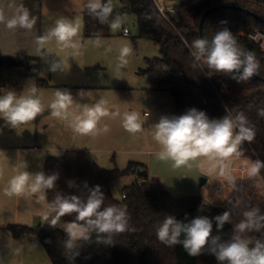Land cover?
<instances>
[{"label": "rangeland", "instance_id": "1", "mask_svg": "<svg viewBox=\"0 0 264 264\" xmlns=\"http://www.w3.org/2000/svg\"><path fill=\"white\" fill-rule=\"evenodd\" d=\"M187 1L189 0H167V5L175 7ZM112 2L115 5L113 15L119 13L123 19L121 28L110 32L105 24L102 29L97 30V37L85 41L80 34L79 55L73 56L72 49L60 51L59 46L52 41L45 46V55L36 64L37 77L28 75V71L22 69H0V95L10 90L15 91L17 96L28 95L30 87L35 86L37 96L44 105L43 113L18 128H12L7 121L0 119V146L12 145L14 148H21L8 153L6 157L0 156V162L8 167L6 184L13 175L25 170L33 174H46L45 163L49 157L61 158L67 151L75 150L85 153L89 161L103 170L113 172L119 169L125 173L110 183L112 194L119 201H123L125 188L139 183L140 174H145V171L151 178L161 181L162 188L177 199L201 197L205 203L221 206L229 211L228 199L234 198L240 207L234 186L227 179V175L220 173L221 159L201 156L189 161L186 166L175 168L171 160L158 158L161 146L154 139L155 124L162 117H174L176 105L168 86L159 89L142 72L147 70L149 59L161 57L162 54L155 42L139 37L137 17L131 13L124 14L121 0ZM56 16L61 19L67 14L59 12ZM56 20H48L43 28L47 30L54 26ZM79 20L82 30L83 19ZM125 30L130 33L129 36L124 35ZM97 39L101 42L99 47L95 44ZM125 45L132 48V54L127 57L128 63L118 68L119 50ZM54 57L66 61L64 71L53 73L49 70ZM57 89H66L73 95L71 111L74 115L80 114L85 104L91 106L101 98L108 102L106 106L110 112L118 111L119 115H109L101 119L95 134L79 135L73 131L70 120L54 118L50 114L48 105L54 99ZM81 91L85 92L82 99L79 96ZM133 111L139 114L142 123V130L135 135L128 133L123 127L124 113ZM105 127L108 129L106 132L103 130ZM6 133L8 138H3ZM241 146L242 144L239 146L240 152ZM234 160L233 178L244 187L245 199L254 207L260 208L264 214V181L261 176L258 173L241 177L236 170V167L242 165L250 170L254 159L242 156L241 153ZM202 178L207 179L203 185ZM216 184L227 185V197H214L212 188ZM250 188H258L260 196L252 199ZM47 201L51 202L48 196ZM24 209L33 211L31 225L26 226L33 232L15 237L8 226L5 229L0 226V264H52L37 236V232L46 222L42 220L45 211L42 205L36 202L34 196H21L18 199L17 196H6L0 200V214H4L5 221L14 215H20ZM244 211L246 210L240 216L229 211L233 231L234 226L243 219ZM66 223L68 221L61 218L57 227L63 230L62 226ZM260 232L252 231L245 235L257 239Z\"/></svg>", "mask_w": 264, "mask_h": 264}, {"label": "trees", "instance_id": "2", "mask_svg": "<svg viewBox=\"0 0 264 264\" xmlns=\"http://www.w3.org/2000/svg\"><path fill=\"white\" fill-rule=\"evenodd\" d=\"M121 3L125 13L137 17L139 37L155 42L160 48L162 56L149 59L148 68L142 74L159 89L168 86L176 105L174 117L192 108L204 111L209 119H221L228 113L235 117L243 112L255 131V137L251 143H242V156L264 162V116L259 115L264 109V52L247 36L255 29L264 31V10L254 7L247 0H189L164 13L154 0H121ZM221 5L228 7L207 16L203 25L204 37L211 41L222 28L230 29L238 44L246 51H253L260 61L256 74L259 78L252 77L238 83V77L233 79L232 73L215 72L202 61L193 67L191 45L194 39L201 38V18L211 8ZM245 9L251 13L245 12ZM221 21H227V24ZM85 23L89 36L98 35L97 30L105 25L90 16L87 10ZM22 66L13 59L0 57V69ZM37 70L38 66L29 68L28 72L37 77ZM45 172L46 175L58 174L59 177L55 187L47 192L49 201L59 194L87 199L89 189L99 185L104 193L102 207L115 205L125 209L129 225L126 231L112 235L111 245L97 242L95 233L89 241H78L75 251L80 254L72 259L73 254L67 252L64 246L67 234L57 226L51 227L50 217L37 236L52 264H218L215 256L207 250L193 257L185 252L182 244L169 246L161 242L156 231L167 215L186 223L198 216L209 217L213 222L212 235L219 236L220 242L229 241L234 234L230 222L225 223L222 230L216 229L214 218L224 213V208L209 205L201 197L177 199L165 191L158 180H148L146 172L140 174L139 180H144L143 183L125 188L123 201L115 199L110 183L125 173L119 169L113 172L101 169L82 151H67L61 158L49 157ZM259 175L264 181V166ZM62 219L73 221L75 214ZM9 230L15 237L33 232L22 225H10ZM180 239H184L183 234Z\"/></svg>", "mask_w": 264, "mask_h": 264}, {"label": "clouds", "instance_id": "3", "mask_svg": "<svg viewBox=\"0 0 264 264\" xmlns=\"http://www.w3.org/2000/svg\"><path fill=\"white\" fill-rule=\"evenodd\" d=\"M87 12L101 24H106L110 32H116L123 24L119 13L113 15L115 5L112 0H88ZM0 23L9 30L24 29L31 31L37 23V17L32 16L29 9L19 7L16 13L6 19L0 11ZM227 24V21H221ZM82 24L79 19L71 21L65 18L57 19L54 26L48 28L35 40L38 51L52 41L59 46L60 51L72 49V55H79L81 42L78 39ZM101 46L99 39L95 41ZM191 55L194 57L193 67L201 61L208 69L215 72L232 73L233 79L248 80L258 74L260 61L251 50H244L237 42L232 31L227 27L218 31L209 41L207 38H197L192 41ZM111 49H108L110 51ZM132 54V48L125 45L119 50L118 68L128 63L127 57ZM59 58V57H58ZM66 61L54 57L50 63V71H64ZM28 95L17 96L15 91L0 95V119L7 121L12 128H18L35 120L44 111V105L37 96V88L30 87ZM85 92L79 93L80 98ZM74 102L73 95L66 89H57L54 99L48 105L54 118L70 120L73 131L79 135H92L97 132L101 119L109 115H119L118 111L110 112L107 101L99 99L95 104H85L78 115L71 111ZM259 115L264 116V109ZM125 131L135 135L142 130L139 114L126 112L123 115ZM108 131L107 127L103 129ZM255 137L253 127L249 126L243 112L233 117L230 113L221 119H209L204 111L192 108L178 117H162L155 124L154 139L161 146L158 158L171 160L173 167L180 168L188 165L189 161L198 157H216L227 160L241 155L239 146L247 141L251 143ZM264 162L255 161L249 170V175L259 173ZM58 174L46 175L44 172L30 173L25 170L13 175L4 188L8 197H31L45 209L42 220L51 217L50 225L55 228L60 219L66 215L75 214V220L63 225L67 234L65 249L72 253L75 259L80 253L75 251L78 241H89L92 233L96 234L97 242L111 245V237L122 233L128 228V213L121 207L104 204V193L96 185L89 189L87 199L77 195L59 194L51 202L47 201L46 192L55 187ZM85 187L87 184L85 183ZM243 219L234 226V234L229 241L220 242L219 236H213V222L207 216H198L190 222L177 220L173 215H167L157 228V238L171 246L182 244L188 255L197 257L207 250L214 255L218 264H264V240L249 238L248 232L264 230V214L260 209L251 208L243 212ZM217 231L222 230L225 223L230 221V212L225 211L215 218ZM183 234L184 239L180 237ZM51 243V241H47Z\"/></svg>", "mask_w": 264, "mask_h": 264}, {"label": "crops", "instance_id": "4", "mask_svg": "<svg viewBox=\"0 0 264 264\" xmlns=\"http://www.w3.org/2000/svg\"><path fill=\"white\" fill-rule=\"evenodd\" d=\"M87 2L88 0H0V11H3L6 19L11 18L19 7H26L29 9L32 16L37 17V23L31 31L19 28L9 30L5 27V24L0 23V57H7L23 64L22 67L14 69L28 71L29 68L33 69L38 66L36 64L38 60L45 55V50L38 51L35 40L46 30L43 28L44 23L46 24L48 20L59 19V17H55L59 12L67 14L64 18L68 19L71 17V21L74 18L83 19V29L80 30V34L82 35L79 34L83 41L88 38L97 37L99 33L95 36H89L86 33L85 12L87 10ZM171 8H173V6H171ZM28 75H30L29 72ZM4 135L3 138H8L7 133ZM20 149V147L14 148L12 145L0 146V156L6 157L8 153L15 150L19 151ZM7 169V165L0 162V200L6 198L3 190L7 186ZM146 174L148 180H153L148 172H146ZM141 181L143 182L144 180ZM3 215L4 214H0V226L3 229H5V226L9 227L10 225L16 224H22L23 226L31 225L33 219V211L31 209H24L23 213L18 216L14 215V217H10L8 221L4 220Z\"/></svg>", "mask_w": 264, "mask_h": 264}, {"label": "built area", "instance_id": "5", "mask_svg": "<svg viewBox=\"0 0 264 264\" xmlns=\"http://www.w3.org/2000/svg\"><path fill=\"white\" fill-rule=\"evenodd\" d=\"M247 1L249 2V4L253 5L254 7H259L262 10H264V0H247ZM154 2L156 3L159 10L163 13H164V11L171 9V6L167 5V0H154ZM241 33L243 35H245V33L243 31H241ZM129 34L130 33L127 30H125L124 35L129 36ZM247 36L251 40H253L261 48V50L264 52V31L263 30L255 29L251 34H249ZM255 156L257 157V154H255ZM234 157L235 156H233L227 160H221L220 161V173L227 175V179H229L231 185L234 186L236 198L241 203V205L239 207L237 205V200H235L234 198H230V199H228V202H227V208L229 211L233 212L236 216H240V214L242 213L243 210H245V209L250 210L251 208H257V207H254L250 201L245 199V197L243 195V188L244 187L239 182H237L232 176V172L235 169ZM236 170L241 177H246L249 175V169L247 166H244V165L238 166V167H236ZM143 182L139 181V184H141ZM212 191H213L214 197L217 199H222V198L227 197V185L216 184L215 186H213ZM249 194L252 198H258L260 196V190L258 188H250ZM125 196H126V194L124 193L123 197H125ZM261 214H262V211H261ZM257 238L264 240V232H260L257 235Z\"/></svg>", "mask_w": 264, "mask_h": 264}, {"label": "water", "instance_id": "6", "mask_svg": "<svg viewBox=\"0 0 264 264\" xmlns=\"http://www.w3.org/2000/svg\"><path fill=\"white\" fill-rule=\"evenodd\" d=\"M228 6L227 5H221V6H215L213 8H211L210 10H208L201 18V21H200V35H201V38H205L204 37V33H203V25H204V22L207 18V16L210 14V13H213L214 11H217V10H220V9H223V8H227ZM245 12H248V13H251L250 10H244ZM253 78H259V76L257 75H254ZM207 181L206 178H202L201 179V184H205Z\"/></svg>", "mask_w": 264, "mask_h": 264}]
</instances>
